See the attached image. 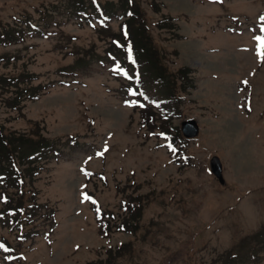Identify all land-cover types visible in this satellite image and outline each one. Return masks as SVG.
<instances>
[{"label":"rangeland","instance_id":"1","mask_svg":"<svg viewBox=\"0 0 264 264\" xmlns=\"http://www.w3.org/2000/svg\"><path fill=\"white\" fill-rule=\"evenodd\" d=\"M91 1L0 0V33L43 27L0 44V124L30 135L23 149H57L23 164L20 197L7 189L24 208L16 229L0 221V264H264V0ZM126 9L154 76L128 64L127 40L111 46ZM20 75L36 99L15 96ZM186 118L195 138H181ZM121 218L133 232L114 230Z\"/></svg>","mask_w":264,"mask_h":264},{"label":"trees","instance_id":"2","mask_svg":"<svg viewBox=\"0 0 264 264\" xmlns=\"http://www.w3.org/2000/svg\"><path fill=\"white\" fill-rule=\"evenodd\" d=\"M131 14L128 16V19H126V25H127V36L124 38L121 34H118L117 41L120 43V45H123L126 40L130 43L131 48V55H132V62L138 67V69L142 70L139 72V75H146L148 77L154 76V72L156 70L153 69V59L151 58V47L148 43L147 37L142 34V29L140 27L137 28H128V25L130 21H132L135 17V14L132 12L131 9H128ZM8 34L11 36L8 38ZM22 34V30L20 28H15L12 26L4 28L3 31L0 33V43L6 44L12 40H17L18 37ZM115 50H120L119 46L111 45ZM120 56L121 54H116ZM123 60V58H122ZM124 61V60H123ZM128 64H131L128 63ZM138 70V71H139ZM186 69L182 70L184 73ZM21 77H10L7 79L8 85L16 86L17 82H22V77L24 75H20ZM18 87V86H17ZM18 92H21L22 89H17ZM165 93H169L168 87H166ZM167 100H170L169 97H165ZM152 114V113H151ZM20 138V140L18 139ZM25 139L21 137H16V135L9 133L4 134L2 130L0 129V173L2 174L3 169L9 171L8 176L11 174L15 175L18 174L20 176V170L16 168L15 165H11V163H14V160L18 158L22 151L20 148V145H17L19 141L23 142ZM26 141V140H25ZM29 142V141H28ZM32 146V145H30ZM49 148V146H47ZM14 153H17L19 156H16ZM9 166L4 167L5 165ZM19 171V172H18ZM5 174V173H4ZM10 182V181H8ZM20 206V203H19ZM116 226V225H115ZM119 226V225H117Z\"/></svg>","mask_w":264,"mask_h":264},{"label":"water","instance_id":"3","mask_svg":"<svg viewBox=\"0 0 264 264\" xmlns=\"http://www.w3.org/2000/svg\"><path fill=\"white\" fill-rule=\"evenodd\" d=\"M180 130L182 134L186 137H193L198 132V127L194 119H185L180 122ZM210 169L212 173L216 176L220 183L223 182L221 177V165L216 156L210 158Z\"/></svg>","mask_w":264,"mask_h":264},{"label":"snow or ice","instance_id":"4","mask_svg":"<svg viewBox=\"0 0 264 264\" xmlns=\"http://www.w3.org/2000/svg\"><path fill=\"white\" fill-rule=\"evenodd\" d=\"M261 21H264V16H262ZM261 33H264V24H262L261 26ZM254 39L258 42V51H257V55L259 56V58L264 61V35H259L254 37ZM129 54H131V48H129ZM244 83H247L246 81ZM130 94L131 95H143V93H137L133 90H130ZM144 105H140V107H143ZM250 110V109H249ZM105 151H107V147H105ZM173 151H175V149H173ZM98 155H103V153H98ZM91 159V158H89ZM83 199L84 200H90L91 197H89L86 193L83 195ZM94 202V201H93ZM95 203V202H94ZM97 211H99V209H97Z\"/></svg>","mask_w":264,"mask_h":264}]
</instances>
